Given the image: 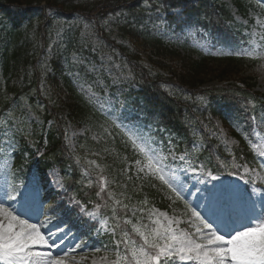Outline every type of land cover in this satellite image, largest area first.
Segmentation results:
<instances>
[{
    "label": "trees",
    "instance_id": "obj_1",
    "mask_svg": "<svg viewBox=\"0 0 264 264\" xmlns=\"http://www.w3.org/2000/svg\"><path fill=\"white\" fill-rule=\"evenodd\" d=\"M0 1L14 3L20 0ZM40 1L54 2L52 5H58L56 0H24L23 2L29 5L40 3ZM148 2L157 5L158 10H162L163 8L176 9L184 2L187 3L188 0H100L97 3H92L95 5L92 8L84 6L80 9L85 13H92L94 9L101 11L96 23L93 19L87 21L90 23L93 36L95 35L102 51L107 55L114 48L110 49L111 44L108 40L98 38L94 29L106 17L113 18L114 21L110 22V27L111 31L117 30L115 33L117 34V37L115 36L116 49L127 60L124 73L129 76V81L140 89L138 96L146 107L145 116L147 119L173 129L185 119H192V122L196 123L193 117L199 114L196 111L194 97L199 87L211 80L229 81L241 71V64L232 60L211 62L204 59L197 61L193 60L191 56H182L174 49L162 46L153 36L151 28L144 24L143 13L145 11L142 7ZM200 9L205 10L204 4L198 8V12ZM2 10L4 11L5 8ZM187 14L186 12L185 14L180 13L178 16ZM104 30L108 31V29ZM28 32L29 30L17 31L11 38L13 46L5 58L4 80L0 86V120L14 117L15 108L20 105V98H28L33 105L32 110L39 120V124H35L31 130L37 141L35 147H41L44 140L47 147L36 161L33 159L35 152L28 150V157L24 159L27 165L21 167L19 162L15 161L14 164L17 167L15 172L22 177L32 175L34 179L41 182L45 175L55 168L67 181L89 180L98 187V180L92 175L98 173V168L94 166L99 165V169L103 170L101 172L108 177V191L113 192L115 196H124L126 192L140 194L144 187L134 180L133 173H127L125 170L123 157L127 153L126 142L116 133L108 129L104 130L106 127L103 125L100 126L101 129L98 128L99 122L88 115L86 109L72 93L68 92V95L60 100L61 95H65L67 92L58 89L61 93L59 99L55 101H53V97L50 98L46 95L48 93H41L39 85L42 73L34 62L38 58L43 62L45 52L41 50L39 44L40 35ZM142 55L148 58L150 64L169 77L159 72L155 73V70L139 64ZM204 68L211 70L204 71ZM240 82L246 88H250L248 78H244ZM237 83L234 82V84ZM226 89V92L231 89L229 92L232 94H240L252 99L251 95L240 91L238 86L231 85ZM10 94H12V98L9 97ZM37 102L41 103L37 106ZM49 121L52 124L47 127ZM86 121L91 128H93L92 126L98 128L101 135L100 141L94 144L87 138L75 136L73 139L74 150L71 151L65 140L67 123L70 122L78 128ZM4 126H8L9 130L13 131L12 124L5 123ZM21 137L22 133H13L11 143L15 144ZM91 153H96L101 157L89 156ZM70 155L73 158H80L81 161L73 160ZM86 157L88 160L83 162ZM91 161H95V164H90ZM77 162L85 163L84 165L90 173H87ZM29 163H35L34 167L32 168ZM123 186L129 189L125 190ZM97 192H99V188L96 189ZM100 195L105 199L108 198L106 193Z\"/></svg>",
    "mask_w": 264,
    "mask_h": 264
},
{
    "label": "snow or ice",
    "instance_id": "obj_2",
    "mask_svg": "<svg viewBox=\"0 0 264 264\" xmlns=\"http://www.w3.org/2000/svg\"><path fill=\"white\" fill-rule=\"evenodd\" d=\"M258 24L264 28V21H258ZM85 27L87 28L88 25ZM261 39H264V35H261ZM233 54L252 59H264V48L260 51L253 48ZM252 107L255 106L252 105ZM252 119L255 121L256 117L253 116ZM261 139L264 140V137ZM129 140L144 158L143 161L136 160L138 171L159 179L171 192L175 193L177 199H183L185 185L179 182L173 170L165 171L168 167L165 164L167 157L152 149L148 140L138 142V138L131 135ZM226 143L229 142L226 141ZM252 148L259 156L264 157V143L252 144ZM173 159L184 161L192 172L200 171L202 175H207L212 180L219 179L210 171L204 172L203 165L199 169L193 167L192 163L185 159V155L173 156ZM90 164H95V161H91ZM233 166L236 165L233 164ZM243 167L246 173L255 177L253 183L256 179L264 181V177L255 170H250L247 166ZM98 183L97 195L106 193L109 198H113L114 193L107 191L109 181L104 175H99ZM9 189L5 190L4 199L15 201L19 193L10 185ZM235 191L234 188L224 185H213L204 215L185 202L186 221L177 216L169 217L157 209H150V225H133V231L142 243L137 244L135 240L129 238L127 231H122L117 251L113 253L115 258L110 261L107 257L103 259L107 261V264H186V262L191 264H264V212L256 215L253 206L243 217L232 220L230 217H223L220 211ZM143 203L146 204L147 201ZM115 204L125 209L129 207L120 200H115ZM261 208L264 209V203L261 204ZM139 210L144 211L143 208ZM113 211L115 212V209ZM48 219L46 218V222L31 223L28 219L22 218L15 208L6 203H0V262L3 264H70V262L75 264V257L71 253L80 248V244L69 248L61 255L43 251V249L58 248L64 243V239L58 235L64 232L63 227L58 226L54 232L42 231L47 227ZM124 223L132 222L127 220ZM182 223L187 226L182 228L180 226ZM120 244L125 247L123 255L119 251Z\"/></svg>",
    "mask_w": 264,
    "mask_h": 264
},
{
    "label": "rangeland",
    "instance_id": "obj_3",
    "mask_svg": "<svg viewBox=\"0 0 264 264\" xmlns=\"http://www.w3.org/2000/svg\"><path fill=\"white\" fill-rule=\"evenodd\" d=\"M96 1V0H95ZM253 22L255 25L257 26H260V24H258V21H260L258 18L256 17H253ZM101 60V59H100ZM102 63H104L102 60H101ZM104 68V71L105 73L103 72V75L106 76L109 74V69L107 68V66H102ZM255 73L257 74V81H256V87H255V90L258 91L260 94H264V61L258 65L256 67V70H254ZM33 120V116H30L28 114L27 116V122H31ZM79 133L82 132L81 131H78ZM73 132L70 133V137L72 135ZM104 257H107L108 260H113V258L110 256V254H96V255H93L91 256L87 261L86 263H83V264H107V261H105L103 258Z\"/></svg>",
    "mask_w": 264,
    "mask_h": 264
}]
</instances>
